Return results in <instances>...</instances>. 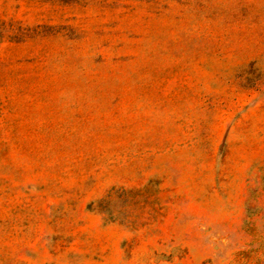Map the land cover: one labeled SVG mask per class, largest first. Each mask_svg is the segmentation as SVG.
<instances>
[{
    "label": "rangeland",
    "instance_id": "374dc122",
    "mask_svg": "<svg viewBox=\"0 0 264 264\" xmlns=\"http://www.w3.org/2000/svg\"><path fill=\"white\" fill-rule=\"evenodd\" d=\"M0 264H264V0H0Z\"/></svg>",
    "mask_w": 264,
    "mask_h": 264
}]
</instances>
